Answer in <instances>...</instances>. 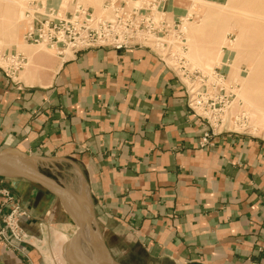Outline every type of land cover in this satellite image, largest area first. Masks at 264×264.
<instances>
[{"label":"crops","instance_id":"1","mask_svg":"<svg viewBox=\"0 0 264 264\" xmlns=\"http://www.w3.org/2000/svg\"><path fill=\"white\" fill-rule=\"evenodd\" d=\"M68 56L19 83L0 72V153L73 187L116 264L260 263L264 143L220 133L200 146L207 126L186 107L174 73L147 49ZM0 179L29 215L24 232L67 223L61 201L41 184ZM0 264L44 261L28 241L19 251L0 241Z\"/></svg>","mask_w":264,"mask_h":264},{"label":"rangeland","instance_id":"2","mask_svg":"<svg viewBox=\"0 0 264 264\" xmlns=\"http://www.w3.org/2000/svg\"><path fill=\"white\" fill-rule=\"evenodd\" d=\"M78 8L90 15L82 28L91 23L87 35L93 40L102 36L119 43L131 38V42L121 48L96 47L98 42L77 47L72 39L60 54L54 45L41 42L38 31L48 16L69 17ZM126 20L138 23L130 26L136 33L130 38L120 30ZM101 23L109 25L106 32L99 31ZM153 26L155 33L166 35L169 46L160 42L163 46L156 47L137 37L145 30L153 33ZM82 28L73 32L78 43L84 35ZM70 31L66 25L63 36L68 37ZM92 48H144L156 55L182 86L186 107L207 126L200 146L210 145L212 136L220 133L264 143V0H99L96 4L90 0H0V72L11 82L38 77L52 59ZM196 87L197 92H191ZM22 217L19 224L24 230ZM43 225L24 233L44 264L45 259L47 264H77L64 244L75 232L71 218L65 225L47 224L52 225L47 230ZM34 238H42V243H34Z\"/></svg>","mask_w":264,"mask_h":264},{"label":"built area","instance_id":"3","mask_svg":"<svg viewBox=\"0 0 264 264\" xmlns=\"http://www.w3.org/2000/svg\"><path fill=\"white\" fill-rule=\"evenodd\" d=\"M74 13L69 17H47L44 22L40 25V32L38 31V38H40L45 44L54 45L55 50H57L58 54L62 53V48L69 45L70 40H74L73 42L78 44L77 47L81 46H89L93 42L100 43L96 45V47H113V48H121L127 46L129 44L131 35H136V33H132L131 31L134 28L130 26H136V21H124L121 24L120 30L124 33L123 37H129V40L125 38L121 40L122 43H119L118 39L111 38H104L102 36L97 37L96 39H92L90 35H87V30H92L89 26L91 23H87L84 28H82L85 22H89L91 20L90 15L86 13V10L83 8H78L73 11ZM164 24V23H163ZM70 28V35L63 36L64 27ZM150 25H152L150 23ZM100 30L106 32L108 30V24L101 23L99 24ZM80 28H82V33H84L83 38L78 43L77 36L73 32H77ZM155 27L151 28L152 32H147L146 30L138 33L137 37L142 38L144 41H149L156 47H162L163 44L160 42H167L168 46L170 41L165 39L164 34L162 33H155ZM33 33V32H31ZM58 34V35H57ZM120 34V35H123ZM68 35V34H67ZM113 35V34H112ZM85 37V38H84ZM70 38V39H69ZM123 42H126L123 44ZM107 44V45H104ZM123 44V45H122ZM144 44H147L146 42ZM159 45V46H158ZM165 46V49L168 47ZM75 47V48H77ZM74 49V48H72ZM171 50V48H170ZM73 51V50H72ZM205 140V137L204 139ZM26 215L24 210L20 207L18 199L16 195L7 187L2 184L0 180V241L4 245L5 248L9 250L19 251L20 243L25 242L24 237L27 236L24 231L22 230L19 219ZM264 246V245H263ZM260 264H264V259Z\"/></svg>","mask_w":264,"mask_h":264},{"label":"water","instance_id":"4","mask_svg":"<svg viewBox=\"0 0 264 264\" xmlns=\"http://www.w3.org/2000/svg\"><path fill=\"white\" fill-rule=\"evenodd\" d=\"M0 175L16 176L37 182L59 198L64 210L76 225L74 234L66 242L69 251L72 250V242L77 239L84 245L91 264H116L103 246L104 252L96 245L94 241L96 235L81 212L83 205L81 195L73 187L68 190L62 189L56 180L61 179L58 175L53 172L43 173L27 161L7 153H0Z\"/></svg>","mask_w":264,"mask_h":264},{"label":"bare ground","instance_id":"5","mask_svg":"<svg viewBox=\"0 0 264 264\" xmlns=\"http://www.w3.org/2000/svg\"><path fill=\"white\" fill-rule=\"evenodd\" d=\"M63 1L65 2L66 0H63ZM90 1L92 3L96 4V3H98L99 0H90ZM191 92L196 93L197 92V87L191 89ZM24 240H25V242L27 241V236L24 237ZM66 241L64 242V244H66ZM94 241H95L96 245L98 246V248L102 252H104V249H103V247L101 245V242L96 236H94ZM71 246H72L71 247L72 248L71 255L74 256L73 258H75L76 261H79V263H81V264H91L90 261H89L88 256L82 250V244L77 239H74V241L72 242Z\"/></svg>","mask_w":264,"mask_h":264}]
</instances>
